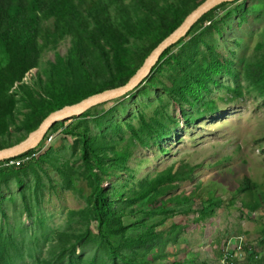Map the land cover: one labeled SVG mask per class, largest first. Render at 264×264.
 Wrapping results in <instances>:
<instances>
[{
    "label": "trees",
    "instance_id": "1",
    "mask_svg": "<svg viewBox=\"0 0 264 264\" xmlns=\"http://www.w3.org/2000/svg\"><path fill=\"white\" fill-rule=\"evenodd\" d=\"M208 1L0 0V151L26 141L51 115L128 85L155 50ZM239 4L214 10L186 39L163 55L152 78L140 86L146 84L159 90L164 86L162 105L153 117L137 115L138 126L126 123L130 133L127 141L107 139L108 135L115 138L124 134L121 125L112 124L108 133L95 132L88 120L90 111L82 118L73 119L78 125L61 122L51 128L45 141L60 133L79 139L80 159L88 174L83 179L91 189L88 208L73 213L87 223L86 230L56 234L49 247V257H54L52 264H184L177 261L181 247L179 235L186 228L183 221L191 222L190 215L194 214V223H203L214 218V208L219 205L214 192L208 199L198 191L190 196L173 195L181 183L194 180L197 168L188 164L179 168L173 165L154 178L128 182L118 192L107 187V183L116 177L109 175L129 171L127 165L133 150L162 147L175 134L179 123L168 113L164 98L170 106L181 109L187 124L195 120H191L190 113L195 112L198 119L218 113L216 101L210 98L215 89L223 87V77L235 76L236 63L207 39L213 31L223 32L216 21L217 11ZM248 6L247 3L231 12L222 20L224 27L229 28L230 21L234 23L242 15L245 21ZM208 23L213 25L207 27ZM62 44L68 45L64 56L56 52ZM176 48H182L180 54H174ZM51 51L56 52L55 60L50 64L43 62L44 55ZM161 76L163 81L159 79ZM239 77H234L238 85L227 88L228 98L221 101L232 103L246 94L264 99V32L244 63L241 76L244 85L239 84ZM139 88L124 98L147 95ZM39 152H42L41 146L17 158ZM55 153L56 148H51L34 161L48 162ZM29 164L16 168L0 162V172L15 168L14 174L23 176L30 169ZM3 173L0 189L7 179ZM16 178L19 187L24 189L27 184L23 183V177ZM239 194L246 196L245 214H257L264 220V185L246 177ZM231 201L234 205L236 200ZM131 217L135 222L127 224L126 220ZM243 245L239 244L242 248ZM22 246L11 237L6 238L0 226V264H16V260L17 264L19 261L27 264ZM88 246L97 247L101 257L89 261L77 255L78 249ZM261 246L264 247V241ZM248 260L252 264H264V255L251 254ZM49 262L38 259L35 264Z\"/></svg>",
    "mask_w": 264,
    "mask_h": 264
},
{
    "label": "rangeland",
    "instance_id": "2",
    "mask_svg": "<svg viewBox=\"0 0 264 264\" xmlns=\"http://www.w3.org/2000/svg\"><path fill=\"white\" fill-rule=\"evenodd\" d=\"M240 1L237 7L217 11L216 21L223 32L209 33L207 41L217 46L228 59L235 61L234 74L240 76L238 82L244 85V80L241 81L244 63L264 32V0ZM247 3L249 12L244 15L245 21L242 15L234 23L231 20L229 28L224 27L222 20ZM212 25L208 23L207 27ZM67 50L68 45L62 44L56 52L64 56ZM181 50L176 48L174 54H180ZM203 50H206L205 46ZM56 52H47L43 62H53ZM234 77H223V87L215 89L210 98L216 101L218 113L202 119H198L195 112L190 113L191 120L195 119L191 124L186 123L180 108L170 106L163 97L168 113L179 123L175 134L162 147L136 148L127 165L129 171L109 175L116 177L108 180L107 187L118 192L128 182L154 178L173 165L179 168L188 164L197 168L194 180L181 183L173 195L190 196L198 191L208 199L209 194L214 192L219 205L214 208V218L203 223H194V214L190 215L191 222L183 221L186 228L179 235L181 247L177 261L184 264H230L233 259V264H252L248 260L251 254L264 255V247L261 246L264 241V220L257 214H245L243 202L246 196L239 194V187L245 184L246 177L264 185V99L256 94H246L232 103L221 101L228 98L227 88L238 85ZM159 79L163 81L162 76ZM141 90L147 95L137 94L135 99L123 97L89 110L91 115L88 120L95 132L108 133L112 124L121 125L124 134L115 138L108 135L107 139L109 142H119L123 138L127 141L130 133L126 123L133 122L138 126L137 115L143 113L146 117H153L162 105L160 98L165 92L164 86L159 90L145 84L139 88ZM73 119L66 122L78 125L79 122ZM51 137L52 142L49 143L48 138V142L44 139L40 144L45 153L56 148V153L48 162L38 164L34 161L23 176L14 174V170L17 171L15 168L0 172V175L3 173L5 175L2 176H7L0 189V226L6 238L11 237L18 245H24L25 248H21L27 264H35L38 259L52 264L54 257H49V247L54 236L85 231L87 225L73 215L88 208L87 200L91 195L90 184L83 179L88 174L80 159V141L61 133ZM16 177H23V183L27 184L24 189L19 187ZM233 199L236 200L234 205ZM126 222L132 224L135 219L131 217ZM239 244H244L243 248ZM34 255L35 259H32ZM77 255L89 261L101 257L99 249L94 246L78 249ZM18 264L23 262L19 261Z\"/></svg>",
    "mask_w": 264,
    "mask_h": 264
},
{
    "label": "water",
    "instance_id": "3",
    "mask_svg": "<svg viewBox=\"0 0 264 264\" xmlns=\"http://www.w3.org/2000/svg\"><path fill=\"white\" fill-rule=\"evenodd\" d=\"M239 1L240 0H209L205 5H203L199 10H197L192 16L188 18L186 23L178 32H176L167 41H164L155 50V52L147 60L145 66L138 72V74L131 80L128 85L92 96L79 105L66 108L61 112L51 115L41 125L39 130L32 133L26 141L14 147L1 150L0 162L24 156L27 153L36 150L44 141L51 128L56 124L66 122L67 120L72 118L82 117L87 114L89 110L96 106L118 100L134 92L152 75L154 68L159 64L163 55L170 48L179 44L180 41L186 39L194 29V27H196L198 23L202 21V19H204L207 15L223 5L234 4Z\"/></svg>",
    "mask_w": 264,
    "mask_h": 264
},
{
    "label": "built area",
    "instance_id": "4",
    "mask_svg": "<svg viewBox=\"0 0 264 264\" xmlns=\"http://www.w3.org/2000/svg\"><path fill=\"white\" fill-rule=\"evenodd\" d=\"M53 137L49 138V143L52 142ZM48 142V140L46 141ZM44 149H42L43 151ZM42 152L36 153V155L33 156H27L26 158H14V159H8L3 162H6V167H16V168H21L24 165H27L29 163H32Z\"/></svg>",
    "mask_w": 264,
    "mask_h": 264
},
{
    "label": "clouds",
    "instance_id": "5",
    "mask_svg": "<svg viewBox=\"0 0 264 264\" xmlns=\"http://www.w3.org/2000/svg\"><path fill=\"white\" fill-rule=\"evenodd\" d=\"M14 159V158H13ZM1 162H3V161H1Z\"/></svg>",
    "mask_w": 264,
    "mask_h": 264
}]
</instances>
